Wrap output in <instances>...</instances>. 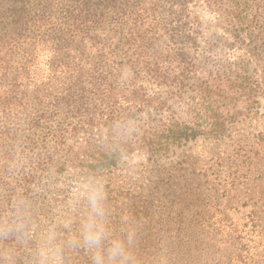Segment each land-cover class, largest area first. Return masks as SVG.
Listing matches in <instances>:
<instances>
[{
	"label": "trees",
	"instance_id": "1",
	"mask_svg": "<svg viewBox=\"0 0 264 264\" xmlns=\"http://www.w3.org/2000/svg\"><path fill=\"white\" fill-rule=\"evenodd\" d=\"M240 1L206 4L242 26L249 14ZM196 5L0 0V223L20 208L27 220L45 176L109 172L224 133L229 92L252 100L264 58L209 67L192 49L202 26ZM16 242L0 239L4 264H26Z\"/></svg>",
	"mask_w": 264,
	"mask_h": 264
},
{
	"label": "rangeland",
	"instance_id": "2",
	"mask_svg": "<svg viewBox=\"0 0 264 264\" xmlns=\"http://www.w3.org/2000/svg\"><path fill=\"white\" fill-rule=\"evenodd\" d=\"M196 4L192 10L202 26L192 45L195 56L213 69L264 58V0L240 1L249 14L242 26L214 13L206 0ZM253 82L252 100L229 92L226 129L218 138L201 136L161 158L136 156L109 172L45 176L34 188L28 235L16 239V255L33 264L41 237L55 230L64 244L63 264H91L83 248L65 243L80 219L69 207L73 181L89 176L104 181L109 226L130 239L134 264H264V65ZM173 110L191 120L181 104ZM66 220L71 229L63 227Z\"/></svg>",
	"mask_w": 264,
	"mask_h": 264
},
{
	"label": "clouds",
	"instance_id": "3",
	"mask_svg": "<svg viewBox=\"0 0 264 264\" xmlns=\"http://www.w3.org/2000/svg\"><path fill=\"white\" fill-rule=\"evenodd\" d=\"M69 207L80 212L76 232L66 240L73 249L83 248L90 256L91 264H134L130 239L113 233L109 226L108 194L100 178L84 176L73 181ZM83 209V211H80ZM72 221L63 222L71 229ZM28 235L27 220L22 208L17 209L11 221L0 223V239L22 240ZM9 253V258L11 257ZM64 244L58 242L55 230L44 234L33 253V264H63ZM0 264L4 261L0 259Z\"/></svg>",
	"mask_w": 264,
	"mask_h": 264
}]
</instances>
